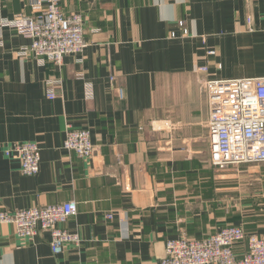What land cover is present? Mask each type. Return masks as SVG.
Instances as JSON below:
<instances>
[{
	"label": "crops",
	"instance_id": "1",
	"mask_svg": "<svg viewBox=\"0 0 264 264\" xmlns=\"http://www.w3.org/2000/svg\"><path fill=\"white\" fill-rule=\"evenodd\" d=\"M29 2L0 0V19L29 13ZM61 9L83 16L87 46L59 66L18 57L29 40L0 32V211L74 202L62 227L78 242L55 255L49 232L24 242L0 224V264H155L169 240L229 225L264 235V163L211 165L203 87L264 78V0H62ZM48 80L59 81L53 98ZM67 129L89 131L91 161L63 150ZM17 142L38 146L35 176L4 156Z\"/></svg>",
	"mask_w": 264,
	"mask_h": 264
},
{
	"label": "built area",
	"instance_id": "2",
	"mask_svg": "<svg viewBox=\"0 0 264 264\" xmlns=\"http://www.w3.org/2000/svg\"><path fill=\"white\" fill-rule=\"evenodd\" d=\"M61 3L62 0H30L29 13L0 19V32L10 29L29 40V45L16 53L18 57H32L38 64L59 66L64 56L80 55L84 51L87 44L83 16L64 14ZM178 26L183 29V22ZM58 84L59 81H46L47 98L54 97V87ZM203 87L208 99L207 142L211 165L222 169L264 163V78L208 81ZM117 96L123 99L122 89L117 90ZM62 148L86 162L92 160L95 152L87 129H67ZM3 154L19 162L22 175L38 174L40 150L35 143H14ZM76 213L74 202L0 211V224L12 226L15 236L24 242L30 241L38 230L49 232L51 252L57 255L66 245L78 242L76 236L62 227ZM244 241L245 253L238 258L235 248ZM155 264H264V235L246 234L241 227L229 225L203 240H169L165 242L164 255Z\"/></svg>",
	"mask_w": 264,
	"mask_h": 264
},
{
	"label": "rangeland",
	"instance_id": "3",
	"mask_svg": "<svg viewBox=\"0 0 264 264\" xmlns=\"http://www.w3.org/2000/svg\"><path fill=\"white\" fill-rule=\"evenodd\" d=\"M233 167H236V166H233ZM229 168H231V167H229ZM229 168H228V169H229Z\"/></svg>",
	"mask_w": 264,
	"mask_h": 264
}]
</instances>
